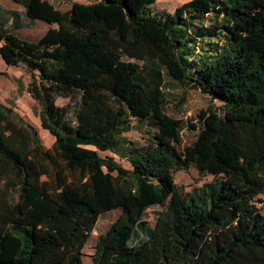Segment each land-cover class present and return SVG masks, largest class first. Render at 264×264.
I'll return each instance as SVG.
<instances>
[{
  "label": "trees",
  "instance_id": "trees-1",
  "mask_svg": "<svg viewBox=\"0 0 264 264\" xmlns=\"http://www.w3.org/2000/svg\"><path fill=\"white\" fill-rule=\"evenodd\" d=\"M13 1L24 10L0 4V56L26 67L55 141L0 101V264H82L115 208L93 264H264V0ZM37 21L39 39L16 32ZM177 86L221 102L183 149L186 123L165 109ZM132 118L156 128L151 143L123 136ZM191 165L217 178L184 194L174 173Z\"/></svg>",
  "mask_w": 264,
  "mask_h": 264
},
{
  "label": "rangeland",
  "instance_id": "rangeland-1",
  "mask_svg": "<svg viewBox=\"0 0 264 264\" xmlns=\"http://www.w3.org/2000/svg\"><path fill=\"white\" fill-rule=\"evenodd\" d=\"M3 4L9 7H15L20 11H23L21 4L15 3L12 0H1ZM61 9H67L71 6L72 2L77 0H51ZM80 2L86 0H79ZM189 0H158L151 6L152 11L161 12L169 11L173 12L177 6ZM50 27L49 24L37 21L33 26L27 28L17 29L16 32L23 38L37 40L44 32ZM1 66H7L0 56V69ZM12 75H10V74ZM8 74L4 75L0 73V101L8 106L12 107L15 113L22 118L25 123L31 124L38 131V136L43 145L46 147H52L54 144V136L41 126L40 120V104L34 100L27 92V83L30 81V74L26 67L23 65L17 66L14 70H11ZM170 94H167L166 112L170 116L178 119H182L186 123V127L182 130V142L181 149L186 145L191 144L197 137L199 132V121L197 118L198 113L202 109H208L210 107H220L221 102L213 100L209 95L203 93L196 88L184 89L180 86L172 87L169 89ZM70 102V98L58 97L57 104L60 106L66 105ZM196 123V127L192 128L189 125ZM133 129L129 132L123 133L124 137L130 140L139 142L140 144L147 145L151 143L153 139L154 128L149 121L138 122L135 118H132ZM101 155H112L125 167L130 168L131 165L128 160L121 158L111 151L100 152ZM176 183L181 187L182 192L188 193L194 189H200L207 183L215 181L217 178L210 173L200 172L194 165H191L188 170H178L174 173ZM258 207L261 208L264 213V194H261L257 200ZM161 206L156 205L148 208L144 215V218L149 221L151 225H154ZM120 208H115L104 212L100 215L96 227L91 234L89 241L83 249L82 264H93L92 255L95 250L96 242L99 236L107 231L112 222H114L121 214Z\"/></svg>",
  "mask_w": 264,
  "mask_h": 264
},
{
  "label": "crops",
  "instance_id": "crops-1",
  "mask_svg": "<svg viewBox=\"0 0 264 264\" xmlns=\"http://www.w3.org/2000/svg\"><path fill=\"white\" fill-rule=\"evenodd\" d=\"M13 1V0H12ZM14 2V1H13ZM16 3V2H15ZM0 4L6 8H13V9H17L15 7H9V6H6L5 4L2 3V1L0 0ZM24 10V9H23ZM31 40V39H30ZM2 42L0 41V46H1ZM2 58V57H1ZM4 61V60H3ZM5 63V62H4ZM6 64V63H5ZM7 65V64H6ZM17 67V66H1V69H0V73H6L8 74L9 72H11V70H14V68ZM10 74V73H9ZM12 75V74H10ZM27 86H28V83H27Z\"/></svg>",
  "mask_w": 264,
  "mask_h": 264
}]
</instances>
